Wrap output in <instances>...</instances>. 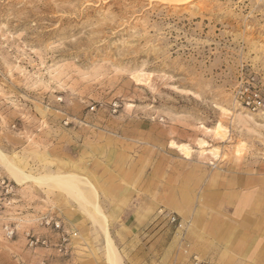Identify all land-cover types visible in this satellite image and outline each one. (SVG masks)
I'll use <instances>...</instances> for the list:
<instances>
[{
    "label": "rangeland",
    "instance_id": "obj_1",
    "mask_svg": "<svg viewBox=\"0 0 264 264\" xmlns=\"http://www.w3.org/2000/svg\"><path fill=\"white\" fill-rule=\"evenodd\" d=\"M246 88L264 100V0H0V151L85 199L0 164V264H109L106 231L121 264H264Z\"/></svg>",
    "mask_w": 264,
    "mask_h": 264
},
{
    "label": "bare ground",
    "instance_id": "obj_2",
    "mask_svg": "<svg viewBox=\"0 0 264 264\" xmlns=\"http://www.w3.org/2000/svg\"><path fill=\"white\" fill-rule=\"evenodd\" d=\"M149 1H151V2H162L163 4L181 5V4L187 3L191 0H149ZM183 147L186 149L185 146H183ZM175 148H177L176 145H175ZM0 164L5 168V170H7L10 177L12 178V180L16 184H18V186H23L27 182H29L30 180H34L37 182L52 181V182H55V183L61 185L64 188H66L71 193L75 194L79 200H82V201L85 200L84 196H82V192L80 191V189H78V186H77L78 184L75 180V176H66V175L60 176V175H58V176H52V177H46V178L45 177L44 178H34V177L26 174L22 169L18 168L19 166L16 167L12 162H10L6 158V156L1 151H0ZM106 240H107L108 263L109 264H121V259H120L119 253L116 249V246L113 243V240L111 239V237L107 231H106Z\"/></svg>",
    "mask_w": 264,
    "mask_h": 264
},
{
    "label": "built area",
    "instance_id": "obj_3",
    "mask_svg": "<svg viewBox=\"0 0 264 264\" xmlns=\"http://www.w3.org/2000/svg\"><path fill=\"white\" fill-rule=\"evenodd\" d=\"M252 86H254L252 84ZM250 89L246 88L242 91L241 94V100L243 105L251 110L253 113H262L264 115V100L260 97L259 94H249ZM0 185L3 187L5 190V195L11 194L13 191V187H11L8 183H6L5 180H3ZM5 200L0 199V211L5 207ZM46 225H51V221L47 220ZM55 229L60 230L61 225L59 223L54 224ZM4 233L6 234V237L9 239H12L16 235V230L15 228L11 227L10 225H6L4 227ZM74 237L77 236L76 234L73 235ZM29 239V245L30 247H36L39 244L45 246L47 245L46 240H41L38 237L35 236H30V234L27 235ZM69 245V237L68 236H63L62 238V245L60 247V252L64 251L65 253H68V247ZM40 264H45L44 262H41ZM193 264H199L197 262H194Z\"/></svg>",
    "mask_w": 264,
    "mask_h": 264
}]
</instances>
